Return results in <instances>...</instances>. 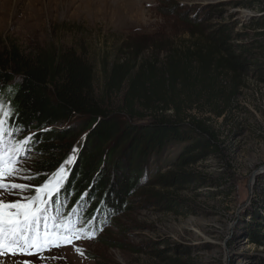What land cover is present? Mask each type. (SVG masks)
Wrapping results in <instances>:
<instances>
[{
	"label": "trees",
	"instance_id": "16d2710c",
	"mask_svg": "<svg viewBox=\"0 0 264 264\" xmlns=\"http://www.w3.org/2000/svg\"><path fill=\"white\" fill-rule=\"evenodd\" d=\"M252 3L239 6L256 9L260 16L237 32V24L196 31L192 43L173 50L164 62L139 59L141 51L132 48V62L105 65L106 101L95 94V71L84 56L57 49L27 53L0 38V101L14 112L2 141L14 140L28 127L48 128L22 154H39L26 166L27 175L39 174L30 183L39 184L62 164L66 169L63 187L48 205L49 216L67 217L94 231L97 239L104 221L118 215L148 180L151 164L170 167L169 175L154 177L164 189L207 184V176L193 168L222 153L211 117L224 118L250 80L264 84V0ZM117 94L121 100L112 110L106 102ZM86 129L90 134L78 139L77 132ZM116 156L111 177L108 169ZM151 196L171 209L182 207L172 196ZM252 220L258 221L249 228L250 239L264 243L263 217L254 214Z\"/></svg>",
	"mask_w": 264,
	"mask_h": 264
},
{
	"label": "rangeland",
	"instance_id": "374dc122",
	"mask_svg": "<svg viewBox=\"0 0 264 264\" xmlns=\"http://www.w3.org/2000/svg\"><path fill=\"white\" fill-rule=\"evenodd\" d=\"M245 1L256 6L260 2L0 0L4 13L0 14V38L27 53L57 49L84 56L95 71V94L106 101L103 70L117 62H132V48L141 51L139 59L164 62L173 50L192 43L196 31L237 24V32L253 16H260L256 9L239 6ZM120 100L117 94L106 103L115 110ZM211 123L219 133L222 153L193 168L207 176L206 185L179 191L156 186L154 177L167 176L171 169L153 163L147 170L148 180L126 199L118 215L104 221L101 237L72 239L33 255L1 259H10L11 264H264V243H253L249 236L250 226L258 221L252 216L264 219V84L250 80L229 113L219 120L211 117ZM43 129L48 128L28 127L10 145L17 137L39 136ZM77 134L83 140L90 131ZM89 146L95 148L94 142ZM171 152L173 156L175 151ZM38 156L37 151L22 155L21 167L27 169ZM117 156L108 169L111 177ZM154 192L176 198L182 207L175 210L158 203L151 196Z\"/></svg>",
	"mask_w": 264,
	"mask_h": 264
},
{
	"label": "snow or ice",
	"instance_id": "6c2138e0",
	"mask_svg": "<svg viewBox=\"0 0 264 264\" xmlns=\"http://www.w3.org/2000/svg\"><path fill=\"white\" fill-rule=\"evenodd\" d=\"M13 115V109L0 101V144L5 134L4 125ZM34 136L0 148V258L33 255L34 252L70 243L72 239L92 240L96 237L94 231H85L67 217L48 215V205L55 203L53 197L60 192L67 176L63 164L39 184L16 182L38 179L39 174H25L27 170L21 167L20 159ZM72 160L74 156L69 157L66 163ZM29 191L32 194L25 195ZM10 196L17 198L11 200ZM76 250L80 251L79 248Z\"/></svg>",
	"mask_w": 264,
	"mask_h": 264
},
{
	"label": "bare ground",
	"instance_id": "6f19581e",
	"mask_svg": "<svg viewBox=\"0 0 264 264\" xmlns=\"http://www.w3.org/2000/svg\"><path fill=\"white\" fill-rule=\"evenodd\" d=\"M0 14H4L3 10H1V8H0ZM10 261H11L10 259L4 260V259L0 258V264H11Z\"/></svg>",
	"mask_w": 264,
	"mask_h": 264
}]
</instances>
